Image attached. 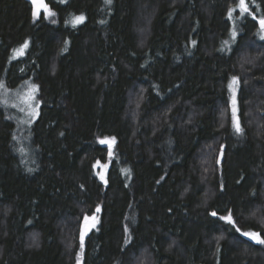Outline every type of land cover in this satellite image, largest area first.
I'll use <instances>...</instances> for the list:
<instances>
[{"label":"trees","instance_id":"obj_1","mask_svg":"<svg viewBox=\"0 0 264 264\" xmlns=\"http://www.w3.org/2000/svg\"><path fill=\"white\" fill-rule=\"evenodd\" d=\"M236 3L0 0V84L40 104L26 150L0 100V264H264V39Z\"/></svg>","mask_w":264,"mask_h":264},{"label":"snow or ice","instance_id":"obj_2","mask_svg":"<svg viewBox=\"0 0 264 264\" xmlns=\"http://www.w3.org/2000/svg\"><path fill=\"white\" fill-rule=\"evenodd\" d=\"M105 2L107 4H111L112 0H105ZM253 3H255V0H252ZM33 3L36 7V11L33 13L34 16H36L37 18L40 17L41 15V10H43V12L47 15V17H52L55 16L56 13L54 11H52L49 7V5L45 2V0H33ZM257 7H259V5H257ZM237 10H239L240 13H245L247 15L252 16L253 20H258L259 23V31L261 33V39H264V13H262L259 17L256 16V14L252 11L250 4H249V0H237V3L235 4L234 7H232L229 10V18L231 19L233 17V14L237 12ZM85 21V16L83 14L78 15V16H74L73 20L71 21L73 23V26L78 25V24H82ZM53 23H55V21H53ZM237 29L235 27V25L233 26V30H232V38L235 39V37L237 36ZM193 45H195V41L192 42ZM225 44H227V41H225ZM28 48V43L25 42L21 48L15 50L19 55H23L25 50ZM65 51L67 49H64ZM239 80L237 77H233L232 78V82L229 84V88L233 90V97H232V115H233V120H234V126L237 132H242V128L240 126V122L239 119L237 117V107H236V98H235V89H234V85L238 84ZM0 87H3L2 84H0ZM39 88L37 85L33 84L30 86V90L29 93L26 95L24 102L28 105L29 108V116H37L39 115L37 108L33 107V103H35L38 106V101H36V97H35V93L38 92ZM24 109H21V111H23ZM115 138H103L99 140L100 144H106L109 146V149H111V147L115 144ZM111 154V152H110ZM97 164L99 165V162H97ZM100 167L104 168L105 170L107 169V165H99ZM126 173L129 172L130 170H124ZM97 175L100 176L101 180L104 181L105 184H107V179L105 178V174L103 172H98ZM100 208L97 207L96 208V213L100 212ZM212 216H217L216 212H212L211 213ZM221 220H225L229 225H235V220L233 219L231 213L229 212L228 215L226 216H220ZM85 224H84V231L81 235V247H83V238L85 235H87V233L89 231H91V229L95 228L96 225L99 223V217L96 215H93L92 217H87L85 216L84 218ZM90 221V222H89ZM235 230L237 232H240L239 228H235ZM127 231V229H126ZM243 236L249 238L250 240H252L253 242L260 244V245H264V236H262L259 232H254V231H245L242 233Z\"/></svg>","mask_w":264,"mask_h":264},{"label":"rangeland","instance_id":"obj_3","mask_svg":"<svg viewBox=\"0 0 264 264\" xmlns=\"http://www.w3.org/2000/svg\"><path fill=\"white\" fill-rule=\"evenodd\" d=\"M26 51V50H25ZM35 84L33 81L28 80L24 82L22 85L18 86L15 89L8 88L4 83L2 84L3 87L1 88L0 91V97H1V103L6 104L12 108L15 109L16 114L18 116L19 120V133L16 135V139L21 147L24 149L28 150L29 149V135H28V130L29 126L31 123L34 122V120L37 118V116H29V108L28 105L24 102L26 95L29 93L30 86ZM36 85V84H35ZM238 86L239 83L234 85L235 89V98L237 102V91H238ZM36 101L39 102L38 97H37V92L35 93ZM233 97V90H232V96ZM33 107L37 108V111L39 112L40 104L38 103V106L33 103ZM237 107V112H238V104H236ZM21 109H24L21 111ZM108 138V137H107ZM106 145V144H105ZM108 146V145H107ZM99 165H105L103 163H99ZM97 166V171L98 172H103L105 174V178L107 179V173H108V164L107 169L105 170L104 168ZM99 179L101 180L100 176L98 175ZM104 182L103 180H101ZM99 217L98 213L94 214ZM93 215L87 216V217H92ZM90 222V221H89ZM85 224V221H84ZM83 231H84V225H83ZM90 232V231H89ZM88 232V233H89ZM87 233V234H88ZM249 239V238H248Z\"/></svg>","mask_w":264,"mask_h":264},{"label":"water","instance_id":"obj_4","mask_svg":"<svg viewBox=\"0 0 264 264\" xmlns=\"http://www.w3.org/2000/svg\"><path fill=\"white\" fill-rule=\"evenodd\" d=\"M31 4H32V6H33V9L36 11V7H35V5H34V3H33V0H28ZM45 2L47 3V0H45ZM42 11V10H41Z\"/></svg>","mask_w":264,"mask_h":264},{"label":"bare ground","instance_id":"obj_5","mask_svg":"<svg viewBox=\"0 0 264 264\" xmlns=\"http://www.w3.org/2000/svg\"><path fill=\"white\" fill-rule=\"evenodd\" d=\"M34 10V9H33Z\"/></svg>","mask_w":264,"mask_h":264}]
</instances>
